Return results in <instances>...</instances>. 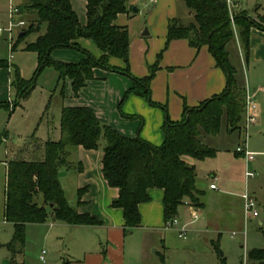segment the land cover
<instances>
[{
	"label": "trees",
	"instance_id": "1",
	"mask_svg": "<svg viewBox=\"0 0 264 264\" xmlns=\"http://www.w3.org/2000/svg\"><path fill=\"white\" fill-rule=\"evenodd\" d=\"M192 17L187 22L171 18L166 26L164 48L156 61L149 66L148 74L137 77L129 71V32L126 26L115 24L119 14L131 11L129 0H85L86 22L80 24L70 0H25L19 6L20 12L33 13V23L19 33L12 50L27 33L39 30L45 24V31L24 47L35 52L38 65L37 75L50 66L57 73V83L70 80L72 96L88 80L93 79V70L101 68L128 76L131 86L124 92L117 107L121 116L131 119L122 112V104L133 94L145 99L149 105L160 107L165 113L161 126L163 141L159 145L139 135L127 137L111 126L104 124L92 109L86 106L63 107L60 118L61 136L57 141L35 142L33 148L23 146L16 150L6 162L3 217L12 224L13 234L6 247L9 264H24L27 224L43 223L49 217L69 225H101V220L88 213H78L69 205L59 181V170L68 167L70 149L82 146L84 149H98L103 138L102 175L109 187L117 189L113 207L122 209L126 231L140 225L139 205L151 200L149 191H162L164 221L177 216L178 208L187 199L190 205H199L202 191L197 187L196 171L185 157L195 160L212 158L218 149L202 140L205 136H216L222 130L227 134L241 130L244 118L246 84L230 60L228 45L237 40L245 63L250 58V37L253 28L263 30L264 15L258 20L245 10L230 12L227 0H181ZM79 39H88L101 51L94 57L78 44ZM176 39L187 40L190 47L206 46L214 57L216 66L225 75V86L217 94L195 106L183 103L182 116L172 120L166 106L153 101L151 81L159 69L158 60L168 43ZM68 48L80 51L79 62L55 60L54 49ZM119 59L123 66L111 62ZM0 68H8V62L0 59ZM16 89V101L29 95L34 88V79L25 80L18 73L12 82ZM9 103L1 102L0 106ZM7 138L0 132V145ZM227 150V149H226ZM235 156L242 153L233 151ZM26 153V154H25ZM1 162V161H0ZM81 170V168H79ZM77 190V203L85 192ZM163 261V257H161ZM249 264H264V249H252L247 253ZM222 263L225 264L222 258Z\"/></svg>",
	"mask_w": 264,
	"mask_h": 264
},
{
	"label": "crops",
	"instance_id": "2",
	"mask_svg": "<svg viewBox=\"0 0 264 264\" xmlns=\"http://www.w3.org/2000/svg\"><path fill=\"white\" fill-rule=\"evenodd\" d=\"M70 2L78 16L80 24H85V0H70ZM227 2L231 13L239 10H245L253 19H257L258 16L264 15L261 13L264 10V0H227ZM153 3H155L154 11L149 17V25H146L145 28V24L141 21L139 18L140 16H138L136 12L139 11V8L136 6V4H138V0H129V5L133 6L131 11L119 14L115 19V24L119 26H126L128 29L129 58L138 57L134 62V65H131L130 69L131 73L137 77L148 74L147 63L142 57H151L149 58V61L155 62V57H157V55L164 48L168 20L171 18L184 20V18H181L178 14H176V0H153ZM22 4L23 3H20L17 7ZM250 7L252 8V11H250ZM161 10H165V12L167 11L166 17L163 18V15H159L158 20L156 19L154 21L155 17ZM163 25V38L152 37L149 40L145 38L146 36H150L154 33L159 26L162 28ZM145 29L148 31L147 35H143ZM260 37L264 38V31L253 28L251 30L250 37V56L252 50L254 51V41H257ZM150 42L153 45L151 50ZM78 44L86 50L91 48L92 45L95 46V44L88 39H79ZM259 47L263 48L264 45L260 44ZM61 49L68 48L54 49L51 52L53 59L65 62H79L83 58L78 55L71 54H68V57H60L61 55L66 54L61 52ZM88 51L90 52V50ZM237 53L239 57H243L241 49L240 53L239 51H237ZM100 55L101 51L99 50L98 56H93L98 58ZM242 57H240V60L243 61ZM255 58L264 60V57ZM130 59L133 64V59ZM159 60V69L156 71L150 85V97L153 101L166 106L167 113L172 120H178L181 118L184 102L188 106H195L202 100L219 93L225 86V75L222 70L216 66L215 59L206 46L197 50L190 47L185 39L172 40L162 52ZM111 62L118 66H123L122 61L119 59L113 58L111 59ZM2 69L6 68H0V76L3 74ZM93 77V79L88 80L85 83L84 87L79 91V95L77 97L72 96L70 80L67 79L70 91L65 102V107H89L93 110L101 122L111 126L124 136L134 137L139 135L141 138L151 142L152 144L159 145L162 143L163 134L161 126L165 120V113L162 108L151 106L145 99L131 94L121 107L124 114L135 116V118L127 119L121 116L117 104L124 92L131 86L132 82L119 73L110 72L101 68H95L93 70ZM7 103H9V101ZM13 111L14 108L12 105L10 113ZM60 136L61 133L59 126L57 137L51 138V141H57ZM35 142L43 143L44 141L42 139L33 138L30 142H28L27 149L30 150L32 148V144L34 145ZM237 145L238 144H235L233 146L232 152L228 150V147H226L227 150H224L223 152L225 155L229 156L233 154V156H235L233 151ZM16 150L6 147V156L11 153L14 154ZM248 150L252 151L250 149ZM252 152L255 153V156H258L260 151ZM218 155L219 152H217L212 158L190 162V164L195 167L196 179H199L198 163L211 162L210 160H215ZM102 156V147L90 150L84 149L82 146L73 147L70 149V153L67 157L68 167L62 166L65 170H67V172H69L68 175L65 176V181L74 188L73 197L76 201L72 207H74L78 213H88L96 216L99 220H101V225H69L65 222L51 218L47 231L40 238L42 243L47 241L51 242V249L49 252L46 251L44 261H41L39 258L41 250L37 249L36 252H34L29 249L25 251L24 249V264H126L127 251L125 241L127 231L124 228L123 212L121 208L112 206V202L116 199L118 192L116 188L109 187L103 178L101 171ZM235 157H242L244 167L243 177L245 182H247L249 178L254 177V174L248 170L247 166L250 162H253L255 158L247 160L242 154ZM7 160L8 159L6 158L2 161L5 166V170ZM227 160L228 161L225 164V167L232 168L234 171L238 169V175L241 177L242 169L240 167L237 168V164L232 161L230 156ZM79 168H81V170H79ZM212 168L214 169L213 174L210 175L208 179L205 178L200 181L202 182L200 183L201 187L198 185L197 187L202 191V196L213 195V197L222 201L225 198L224 196L226 193H223L224 190H221L220 187L225 188L230 186L231 181L235 179L234 177L224 178L223 166ZM246 172H251L253 175L250 177L246 176ZM59 181L61 184L60 172ZM210 184H215L216 188H210ZM61 187L65 195L62 184ZM81 188H85L86 190L81 196L80 203L78 204L77 190ZM220 191L223 192L220 193ZM244 192L249 193L246 187L243 192L239 194L233 193V195H231L236 203L240 205L239 207L241 209L243 223L247 221V219L244 218L243 200L241 198V195ZM149 194L151 200L139 205V212L141 215L140 225L131 229L132 231L129 230L130 232L128 234H132L135 229H144L149 232H164L166 229L174 228V226L178 225L177 223L173 227L165 226L162 209V191L154 188L149 191ZM254 194L250 195L258 204L257 198ZM199 202V205L191 206L189 201L186 199L184 204L178 208L177 216H180L182 209L184 212H188L189 210L190 220L185 223L187 224V227L198 219L200 208L206 214L205 216L203 215L205 221L209 223V219L207 217L208 203L200 201V197ZM3 208L4 189L2 194L0 222L2 224H10L6 222L3 217ZM192 213L196 214L197 217L195 219L192 218ZM257 216H259V212ZM46 221L43 223L27 224L25 228V235L27 227L31 225H44ZM238 232L240 231H233L232 236L236 235ZM164 235L165 233L163 236ZM7 242H9V240H7V236H4V234L0 235V264H9V251L6 247ZM133 252L134 251L132 250L131 253ZM161 257L164 259L163 255H161ZM220 257H223L222 254Z\"/></svg>",
	"mask_w": 264,
	"mask_h": 264
},
{
	"label": "rangeland",
	"instance_id": "3",
	"mask_svg": "<svg viewBox=\"0 0 264 264\" xmlns=\"http://www.w3.org/2000/svg\"><path fill=\"white\" fill-rule=\"evenodd\" d=\"M24 2L25 0H0V28L2 29L0 33V59L8 62V68L2 69L3 74L0 76V103L9 101L8 106H0V132L7 133V138L0 145V212L5 181V166L2 161L13 156V153L6 156V147L16 150L24 145L27 146L33 138L42 139L44 142L56 138L60 125L61 110L65 107L70 91L68 80L65 79L63 83L58 84L57 73L50 66L44 67L35 75L38 65L37 55L35 52L24 49L27 43L33 42L38 35L45 31V24H41L38 31L33 30L27 33L17 42L16 48L12 50V44L17 41L19 32L27 29L36 18L33 13L19 12L17 17L13 20L10 19V7H17ZM154 4L153 0H138V4H136L139 8V11L136 12L145 24L144 28L149 25L148 20L154 11ZM176 6V14L188 22L192 17L189 9L181 0H176ZM250 11H252V8ZM261 13L264 14V10ZM166 14L167 11L161 10L153 19L154 21L158 20L159 15H163V18H165ZM20 21L23 22V25L16 26V22ZM11 22L13 28L9 31L8 27ZM259 23L264 26L263 22ZM163 33L164 25L162 28L159 26L154 33L145 38L147 40L152 37L163 38ZM253 44L254 51L252 50L248 63L240 60L242 56L239 57L237 53V51L240 53L237 40L231 42L227 47L230 52V60L237 69V75L242 76L244 81L246 80V91L254 96V101L258 105L259 117L257 121L251 124L246 131L241 129L227 134L225 130H222L216 136L209 135L202 138L204 142L217 148L219 155L215 160H210L211 162L198 163L199 179H197L196 184L200 186V183H202L200 181L205 178L208 179L213 174L214 169L212 167L223 166L224 178L234 177L235 179L231 181L230 186L220 187L221 190H224L220 193H226L225 198L220 201L213 195H206L207 197L200 195V201L208 203L207 217L209 223L205 221L203 215L206 214L200 208L198 219L186 228L185 233H183L184 237L178 236L179 229L182 224L190 220V213L189 210L184 212L183 209L180 216H177L178 225L174 228H168L164 232L135 229L132 234H128L130 232L128 230L125 241L126 264H223L222 258L225 264H249L246 261L248 251L264 249V60L255 58L264 57V47H259L260 44L264 45V38H258ZM152 48L153 45L150 42V50ZM87 50H90L94 56L99 54V50L94 45ZM60 51L66 53L60 57H68L70 54L83 57V54L75 49H61ZM130 58L133 59V64ZM130 58L128 62L129 71L131 72V65H134L138 57ZM142 58L147 63L148 68L154 63V61H149L151 57ZM155 58L157 59V57ZM16 73L25 80L33 78L34 88L27 97L19 100L14 111L10 113V109H12V105L17 99L16 89L12 86ZM123 76L132 81L128 76ZM244 139H246L248 149L255 152L260 151L259 155L254 157L253 162H250L247 166L248 170L254 174V177L249 178L247 182L243 177L242 157L229 155L232 161L237 164V168L242 169L240 177L238 169L234 171L232 168L225 167L229 156L223 152L226 147L232 152L233 146L241 144ZM103 146L104 140L100 138L99 147ZM185 159L189 164L196 161L190 157H185ZM68 173L64 167L60 168V180L67 202L69 205L74 206L76 201L73 197L74 188L65 181V176ZM245 187L251 195L255 193L259 216L250 217L243 223L240 205L236 203L231 195L243 192ZM49 222H51L50 217L44 225L27 227L25 251L29 249L36 252L39 249L41 252L43 250L49 252L51 242L42 243V240H40L47 231ZM233 231H240L241 233L238 232L232 236ZM3 234L10 241L13 234L12 225L0 222V235ZM132 250L133 253H131ZM221 254L223 257H220ZM161 255L164 256V261L161 260Z\"/></svg>",
	"mask_w": 264,
	"mask_h": 264
},
{
	"label": "built area",
	"instance_id": "4",
	"mask_svg": "<svg viewBox=\"0 0 264 264\" xmlns=\"http://www.w3.org/2000/svg\"><path fill=\"white\" fill-rule=\"evenodd\" d=\"M19 8L18 7H10V19L13 20L18 14H19ZM23 22H16V26H22ZM15 26V25H14ZM13 28L12 22L10 23V26L8 27V30L11 31ZM1 28H0V33H1ZM258 118V105L254 101V96L248 94L246 91L245 95V103H244V122H243V127L242 130L246 131L247 128L255 123ZM235 150L239 153H242V155L247 159V160H252L255 156V153L252 151H249L247 148V142L246 139L243 140V142L239 145L236 146ZM253 174L251 172H246V176H252ZM210 188H216L215 184H210ZM241 198L243 200V214L244 218L248 219L250 217H256L258 215V210H257V203L255 199L248 193L244 192L241 195ZM197 216L195 213H192V218L195 219ZM178 223L177 217H174L171 221L165 222V226L167 227H173ZM187 224H184L180 228L179 236L183 237V233L186 231ZM45 254L46 251L43 250L40 253V260L44 261L45 259Z\"/></svg>",
	"mask_w": 264,
	"mask_h": 264
},
{
	"label": "water",
	"instance_id": "5",
	"mask_svg": "<svg viewBox=\"0 0 264 264\" xmlns=\"http://www.w3.org/2000/svg\"><path fill=\"white\" fill-rule=\"evenodd\" d=\"M148 34V31H147V29H145V31H144V33H143V35H147ZM19 35L21 36L22 35V33H19Z\"/></svg>",
	"mask_w": 264,
	"mask_h": 264
}]
</instances>
